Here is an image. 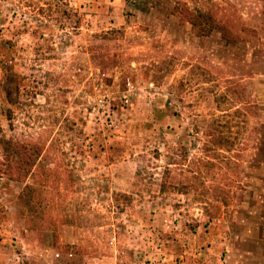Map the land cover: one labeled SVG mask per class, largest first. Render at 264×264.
Wrapping results in <instances>:
<instances>
[{"label": "rangeland", "instance_id": "1", "mask_svg": "<svg viewBox=\"0 0 264 264\" xmlns=\"http://www.w3.org/2000/svg\"><path fill=\"white\" fill-rule=\"evenodd\" d=\"M3 165L0 264H264V0H0Z\"/></svg>", "mask_w": 264, "mask_h": 264}, {"label": "trees", "instance_id": "2", "mask_svg": "<svg viewBox=\"0 0 264 264\" xmlns=\"http://www.w3.org/2000/svg\"><path fill=\"white\" fill-rule=\"evenodd\" d=\"M10 82L13 83L12 89L16 90L17 89V84L15 83L14 80L13 81L11 80V75H9V73H8L7 76H6L5 82H4V87H3V92H4L7 100H9V97L11 95V88L10 89L8 88V84H10ZM2 145H3L2 149L4 148L3 149V157H4V159L8 160L11 154L14 157L19 154V149H18V147H16V143H13L12 141H9V140H3L2 141ZM32 151L34 152L35 149L32 150ZM34 155H36V153ZM3 166H4V169L0 168V174H2V175L3 174L4 175L5 174L6 175L9 174L8 173V167L6 165H3ZM16 176H17L16 177L17 179L21 178L20 174H16Z\"/></svg>", "mask_w": 264, "mask_h": 264}]
</instances>
